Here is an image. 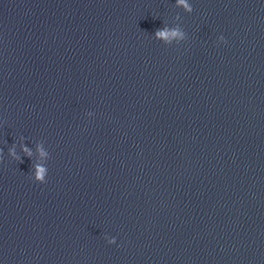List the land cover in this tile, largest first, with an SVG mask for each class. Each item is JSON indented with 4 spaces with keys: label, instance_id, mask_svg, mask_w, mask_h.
<instances>
[{
    "label": "clouds",
    "instance_id": "1",
    "mask_svg": "<svg viewBox=\"0 0 264 264\" xmlns=\"http://www.w3.org/2000/svg\"><path fill=\"white\" fill-rule=\"evenodd\" d=\"M178 3L181 4V5H184V7L186 9H188L189 11H191V8L187 5V3L185 2V0H178ZM157 37H160V38H165L167 39L169 36H177V35H180L179 31L178 30H160V31H157L156 33ZM223 39V37H221ZM226 42V41H225ZM25 151H27V149H25ZM10 154L14 157V158H17L16 157V153H15V150L14 148L13 149H10ZM45 169L43 168H38L37 170V174H36V182H39V183H45L46 180H45ZM109 243H113V241H109Z\"/></svg>",
    "mask_w": 264,
    "mask_h": 264
}]
</instances>
